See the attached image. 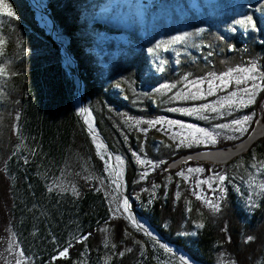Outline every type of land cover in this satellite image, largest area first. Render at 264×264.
Returning a JSON list of instances; mask_svg holds the SVG:
<instances>
[{
	"label": "trees",
	"instance_id": "1",
	"mask_svg": "<svg viewBox=\"0 0 264 264\" xmlns=\"http://www.w3.org/2000/svg\"><path fill=\"white\" fill-rule=\"evenodd\" d=\"M109 1L108 8L96 11L94 8L100 0H48V16L67 38L66 48L77 62L85 104L93 95L101 102L135 116H159L162 113L149 104L143 106V110L134 109L130 94L121 98L109 92L106 84L115 77L140 86L174 83L185 75L200 78L257 59L264 49V20L258 10L259 0H247V8L240 0H218L219 6L209 12L206 0H153L144 6L137 0ZM193 2L198 8L207 10L209 26L201 33L200 26L193 23L188 14ZM11 5L13 17L0 16L3 39L0 48V242L13 213L11 180L4 166L16 147L15 124L24 134L27 146L36 152V159L49 161L60 156L66 147L80 152L82 143L90 145L76 114L74 71L64 65L58 47L45 30L38 27L35 14L27 4L23 0L19 3L11 0ZM83 14L109 34L127 33L131 43L115 45L109 35L102 39V55L88 49L87 38L81 34L82 27L87 24V20H81ZM245 17L252 19L254 32L243 34L233 27ZM229 28H233L232 31H227ZM160 34L171 46L159 56L158 71L144 75L148 59L145 50ZM175 37L180 42L172 45ZM246 114H254L255 120L261 117L264 121V88ZM236 144H221L217 149L234 148ZM205 150L209 149L178 150L175 157ZM252 151L264 152V132L251 143L246 153ZM171 153L172 150L160 148L150 155L153 161L160 162L171 160ZM93 160L96 162V157L93 156ZM202 165L206 172L217 168L219 173L227 166ZM162 171V168L155 170L148 179L161 183L157 178ZM134 181V169L129 164L125 172L126 194L133 210L167 245L181 250L193 261L214 264L215 256L224 253L236 264H257L263 257L264 189L256 208L247 215L239 211L231 193L225 195L217 214L199 210L195 202L188 210L183 197L176 200L174 184L166 191L161 184L150 209L137 211L130 192L136 193L141 187ZM101 200L99 194H93L83 186L80 198L72 201L71 206L64 208L66 202L56 206L55 216L67 212L68 218L76 215L85 221V239L68 250L66 260L56 263L70 264L83 248L90 255L99 251L101 240L90 222L94 223L102 216ZM196 222L199 223L197 229L194 228ZM109 226L110 243L115 247L116 255L108 264H137L140 243L148 245L145 239L132 232L123 219L111 221Z\"/></svg>",
	"mask_w": 264,
	"mask_h": 264
},
{
	"label": "rangeland",
	"instance_id": "2",
	"mask_svg": "<svg viewBox=\"0 0 264 264\" xmlns=\"http://www.w3.org/2000/svg\"><path fill=\"white\" fill-rule=\"evenodd\" d=\"M14 1L19 3L22 0ZM23 1L27 4L26 0ZM40 1L48 14V0ZM137 1L144 6L153 0ZM240 2L247 8V0ZM206 3L208 12L219 6L218 0H206ZM109 4V0H100L94 9H105ZM258 4L264 20V0H259ZM189 11L193 23L200 26L199 32H204L209 26L207 10L205 12L193 2ZM0 16L13 17L11 0H0ZM81 20H87L81 34L87 38L88 49L99 55L104 51L103 37L112 36L115 45L131 43L127 33L109 34L86 14L81 15ZM35 21L47 33V28L41 26L37 16ZM233 27L243 34L255 31L249 17ZM53 28L56 37L67 47V38L54 24ZM173 39L172 45L180 42L177 37ZM2 44L0 36V48ZM167 46L171 45L161 34L149 43L145 50L148 59L144 75L158 71L159 56ZM63 62L71 68V63L64 57ZM73 78L76 114L90 145L82 143L80 152L66 147L60 156L49 161L36 159V152L27 146L24 134L15 124L16 147L4 166L11 180L13 213L0 242V264H61L56 262L66 260L68 250L85 239V221L76 215L68 218L67 212L55 216V210L61 202L67 203L64 208L71 206L72 201L80 198L83 186L102 198L99 201L104 210L102 216H98L94 223L90 222L98 231L101 248L94 255L83 248L70 264H108L116 255L115 247L110 243L109 223L117 219H123L129 229L142 236L148 244L140 243L137 264H182L154 241L152 237L162 239L133 210L126 194L125 172L129 164L134 169V184L141 187L136 193L130 192L137 211L150 209L161 184L164 191L174 184L176 200L183 197L188 210L195 202L199 210L217 214L227 193L234 196L239 211L244 215L256 208L264 189V152H246L251 143L263 134L264 121L261 117L255 120L254 114L248 115L246 111L264 88V49L257 59L246 60L221 73L200 78L185 75L174 83L140 86L115 77L106 84L109 92L121 98L125 99L130 94L136 110H143L146 104L157 108L162 115L154 117L123 112L93 95L87 98L86 104L82 100L81 107L77 96L81 83L76 75ZM80 94L82 97L83 84ZM92 133L102 140H94ZM236 142L234 148L217 149L221 144ZM160 148L172 150L171 160H152L150 153ZM188 149L209 150L175 157L176 151ZM203 163L227 166L221 173L217 168L206 172ZM159 168L163 170L157 178L161 183L149 180L148 176ZM199 214L200 211L196 218ZM194 228H199L198 222L194 223ZM170 247L195 262L181 250ZM214 261V264H236L224 253L216 255ZM257 264H264V255Z\"/></svg>",
	"mask_w": 264,
	"mask_h": 264
},
{
	"label": "bare ground",
	"instance_id": "3",
	"mask_svg": "<svg viewBox=\"0 0 264 264\" xmlns=\"http://www.w3.org/2000/svg\"><path fill=\"white\" fill-rule=\"evenodd\" d=\"M28 1L29 5H30V8L33 9V12L35 13V16H37L40 21H41V26L44 27V28H47V33L49 31H51V25L49 23V20L45 17V8L43 6V4L41 3L40 0H26ZM54 29V28H53ZM92 138L94 140H97L99 142L100 138L99 136H97L96 134L95 135H92ZM137 227L139 229H141V226H139V224L137 225ZM148 233V232H147ZM150 236V235H149ZM152 237V236H150ZM154 239V241L159 244V240L160 239H157L155 237H152ZM161 247H163V245L160 243L159 244ZM164 250H166V252L174 255L182 264H198L196 262H191L190 260H188L187 257L183 256L180 252L174 250L173 248H171L169 245H167V248L163 247Z\"/></svg>",
	"mask_w": 264,
	"mask_h": 264
},
{
	"label": "water",
	"instance_id": "4",
	"mask_svg": "<svg viewBox=\"0 0 264 264\" xmlns=\"http://www.w3.org/2000/svg\"><path fill=\"white\" fill-rule=\"evenodd\" d=\"M28 6L30 7L28 1H26ZM31 11H33L32 8H30ZM35 14V13H34ZM45 17L49 20L50 23V27H51V31L48 32V36L49 38L56 44V46L59 49V52L61 54L62 57H64L66 59L67 62L71 63V69L74 71L75 75L78 77L81 85L78 88V99H79V103L81 105V107H83V102H82V97L80 94V88L82 87V82L80 79V73L78 70V65L77 62L75 61V59L70 55L69 51L67 50V48L64 46V44L62 42L59 41V39L56 37V33L53 29V21L51 20V18L48 16L47 12L44 14ZM92 135H95L94 133H92ZM100 138V137H99ZM101 139V138H100ZM102 140V139H101ZM159 242L163 245V247L167 248V244L163 241V240H159Z\"/></svg>",
	"mask_w": 264,
	"mask_h": 264
}]
</instances>
